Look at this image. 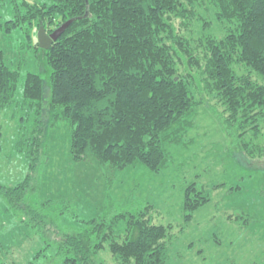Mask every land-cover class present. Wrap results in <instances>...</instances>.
I'll list each match as a JSON object with an SVG mask.
<instances>
[{
  "label": "trees",
  "instance_id": "trees-1",
  "mask_svg": "<svg viewBox=\"0 0 264 264\" xmlns=\"http://www.w3.org/2000/svg\"><path fill=\"white\" fill-rule=\"evenodd\" d=\"M12 2L13 16L1 26L6 34L22 30L24 46L47 55L51 95L39 74L26 75L21 105L34 111L37 126L15 143L27 173L18 183L0 181V201L61 264H106L100 254L107 248L119 264H166L172 226L154 223L153 204L77 215L70 213L73 197L56 204L42 195L35 182L46 127L68 122L74 163L94 159L117 175L141 164L160 174L170 163L166 142L182 143L188 118L206 107L247 157L264 158V84L254 78L264 76V0ZM68 21L49 50L39 47L41 26L51 34ZM217 27L222 35L214 33ZM19 81L0 49V108L16 104ZM87 194L95 201L92 190ZM29 195L37 197L26 202ZM210 201L204 186L190 184L185 224ZM59 217L73 227L62 228ZM5 226L0 217V232Z\"/></svg>",
  "mask_w": 264,
  "mask_h": 264
},
{
  "label": "rangeland",
  "instance_id": "rangeland-1",
  "mask_svg": "<svg viewBox=\"0 0 264 264\" xmlns=\"http://www.w3.org/2000/svg\"><path fill=\"white\" fill-rule=\"evenodd\" d=\"M13 4L12 0H0V49L20 73L16 104L0 108V181L9 184L21 182L27 173V161L16 152L15 143L37 126L34 111L21 105L26 75L39 74L46 82L49 98L52 72L44 52L24 46L22 30L4 32L1 25L12 18ZM214 33L222 35L218 27ZM254 78L264 84V76L255 74ZM188 120L187 130L181 133L182 143L165 144L170 163L164 172L156 174L139 164L118 175L110 168L101 169L94 159L74 163L70 125L55 120L46 127L43 165L35 187H43L42 195H52L56 204L61 198L73 197L70 213L77 215L81 209L101 214L153 204L154 223L172 226L166 264H264V158L247 157L206 107L196 110ZM261 142L264 144V133ZM194 182L205 187L211 201L185 224V189ZM91 190L95 201L87 194ZM127 193L131 196L126 198ZM31 196L26 202L37 197ZM46 211L54 215L50 209ZM14 213L0 201V217L6 223L0 232L2 264H61L52 249L41 250L38 237L30 236ZM59 224L67 230L73 227L62 217ZM100 257L106 264H119L108 248Z\"/></svg>",
  "mask_w": 264,
  "mask_h": 264
},
{
  "label": "water",
  "instance_id": "water-1",
  "mask_svg": "<svg viewBox=\"0 0 264 264\" xmlns=\"http://www.w3.org/2000/svg\"><path fill=\"white\" fill-rule=\"evenodd\" d=\"M71 23L72 21H68L51 34H48L45 28L41 26L37 36L39 47L44 50H49L52 46V43L57 41L58 38L61 37V35L66 31V29Z\"/></svg>",
  "mask_w": 264,
  "mask_h": 264
}]
</instances>
